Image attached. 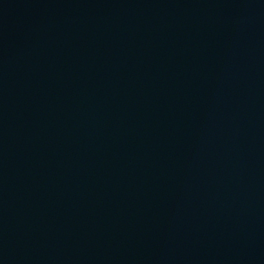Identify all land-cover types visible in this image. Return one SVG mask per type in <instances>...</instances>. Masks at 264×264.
I'll use <instances>...</instances> for the list:
<instances>
[{
	"label": "water",
	"instance_id": "water-1",
	"mask_svg": "<svg viewBox=\"0 0 264 264\" xmlns=\"http://www.w3.org/2000/svg\"><path fill=\"white\" fill-rule=\"evenodd\" d=\"M0 264H264V0H0Z\"/></svg>",
	"mask_w": 264,
	"mask_h": 264
}]
</instances>
